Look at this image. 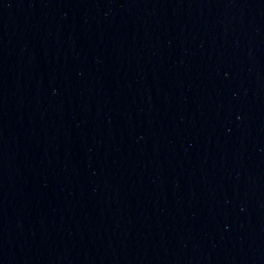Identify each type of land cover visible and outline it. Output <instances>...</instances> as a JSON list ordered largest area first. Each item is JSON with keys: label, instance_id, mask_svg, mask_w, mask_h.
<instances>
[{"label": "water", "instance_id": "water-1", "mask_svg": "<svg viewBox=\"0 0 264 264\" xmlns=\"http://www.w3.org/2000/svg\"><path fill=\"white\" fill-rule=\"evenodd\" d=\"M0 264H264V0H0Z\"/></svg>", "mask_w": 264, "mask_h": 264}]
</instances>
